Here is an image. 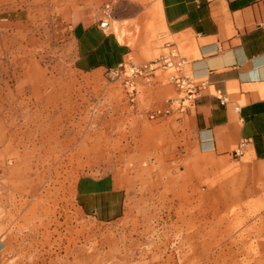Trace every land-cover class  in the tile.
Masks as SVG:
<instances>
[{"label":"rangeland","instance_id":"obj_1","mask_svg":"<svg viewBox=\"0 0 264 264\" xmlns=\"http://www.w3.org/2000/svg\"><path fill=\"white\" fill-rule=\"evenodd\" d=\"M102 1L0 0V264H264V169L151 118L176 95L162 70L132 100L125 76L75 69L70 30ZM117 8L136 9L110 28L134 64L157 58Z\"/></svg>","mask_w":264,"mask_h":264},{"label":"crops","instance_id":"obj_2","mask_svg":"<svg viewBox=\"0 0 264 264\" xmlns=\"http://www.w3.org/2000/svg\"><path fill=\"white\" fill-rule=\"evenodd\" d=\"M124 2L136 10L117 8L115 20L157 32L160 54L176 48L202 84L195 109L184 118L198 151L222 158L242 145L240 158L264 169V0H120L117 5ZM110 28L111 21L103 29L99 19L72 26L75 69L112 71L126 61L134 64L139 46ZM2 249L0 238V257Z\"/></svg>","mask_w":264,"mask_h":264},{"label":"built area","instance_id":"obj_3","mask_svg":"<svg viewBox=\"0 0 264 264\" xmlns=\"http://www.w3.org/2000/svg\"><path fill=\"white\" fill-rule=\"evenodd\" d=\"M119 1H102L99 9V25L101 28L109 29L113 11ZM159 69L165 73V77L173 86L176 95L166 98L161 107L151 111L150 117L154 118L172 114L181 116L195 109L202 84L194 77L189 61L183 55H180V52L176 48L168 49L157 58L141 65L123 62L112 71H115L120 76H125L126 84L133 100L135 91L134 78L141 76L149 79ZM232 154L235 157H240L243 154L242 145H239Z\"/></svg>","mask_w":264,"mask_h":264}]
</instances>
